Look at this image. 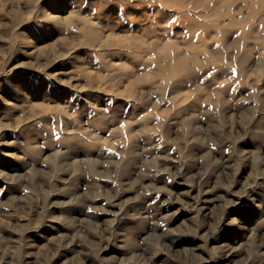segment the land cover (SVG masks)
<instances>
[{
  "label": "rangeland",
  "instance_id": "obj_1",
  "mask_svg": "<svg viewBox=\"0 0 264 264\" xmlns=\"http://www.w3.org/2000/svg\"><path fill=\"white\" fill-rule=\"evenodd\" d=\"M0 264H264V0H0Z\"/></svg>",
  "mask_w": 264,
  "mask_h": 264
},
{
  "label": "bare ground",
  "instance_id": "obj_2",
  "mask_svg": "<svg viewBox=\"0 0 264 264\" xmlns=\"http://www.w3.org/2000/svg\"><path fill=\"white\" fill-rule=\"evenodd\" d=\"M191 73L194 75V74H195V71L192 69V70H191Z\"/></svg>",
  "mask_w": 264,
  "mask_h": 264
}]
</instances>
